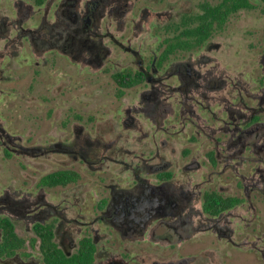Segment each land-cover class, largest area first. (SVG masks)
I'll return each mask as SVG.
<instances>
[{"label": "flooded vegetation", "instance_id": "af4514ba", "mask_svg": "<svg viewBox=\"0 0 264 264\" xmlns=\"http://www.w3.org/2000/svg\"><path fill=\"white\" fill-rule=\"evenodd\" d=\"M219 1L201 0L195 12L180 13L176 20L165 24L161 41L178 35L175 25L180 24L183 15L191 16L188 22L198 23L196 15L202 6ZM248 1L251 7L237 11L257 9L264 14V0ZM13 4L14 11L0 15V26L18 25L25 32L20 31L19 36L42 45L39 51L58 50L74 59L102 63L107 53L102 39L113 34L101 31L100 21L111 13L122 19L134 1L14 0ZM39 10L43 13L37 17ZM237 11L230 13L223 27L201 44L170 52L163 59L160 49L150 60L140 52H131L135 66L114 73L125 71L127 80H136L121 87L122 95L126 89L140 90L141 102L127 108L122 119L125 131H130L135 142L130 148L137 160H120L115 157L119 147H114V160L99 162L93 168L104 175L91 178L85 185L92 202L84 219L68 221L78 227V232L66 243L58 238L59 234H67L68 224H61L60 214H51L48 200L43 197L40 215L34 218L25 198L21 199L24 205L18 207L0 193V218L7 217L23 240L13 253H0V264H54L44 253L35 229L38 224L50 227L52 243L67 258L77 253L84 238L89 239L93 245L91 264H205L201 238L206 230L216 228L217 217L241 202L235 193L237 164L252 161V155H256L264 186V19L247 29L246 47L236 50L231 61L203 51ZM178 52L185 56L171 62ZM115 135L123 133L115 130ZM176 135L186 138L179 154L185 160L182 165L172 157V138ZM81 157L88 162L89 150H83ZM60 170L78 176L64 184L41 183L43 176ZM226 171L231 175L228 181L222 178ZM80 178L78 169L60 167L42 175L38 183L43 190L69 188L80 184ZM207 192L239 198L240 202L218 212L207 211ZM15 215L32 221L30 243L18 235ZM3 232L0 226V243Z\"/></svg>", "mask_w": 264, "mask_h": 264}, {"label": "rangeland", "instance_id": "374dc122", "mask_svg": "<svg viewBox=\"0 0 264 264\" xmlns=\"http://www.w3.org/2000/svg\"><path fill=\"white\" fill-rule=\"evenodd\" d=\"M13 1L0 0V15L14 11ZM132 1L123 20L111 13L112 20L107 14L100 21V30L113 34L102 39L107 51L102 63L74 59L58 50L39 51L42 45L19 36L25 32L18 25L0 26V193L18 207L24 205L21 199L25 198L33 208L34 218L40 215L43 197L48 200L51 214H60L61 224H68L67 234H59L58 238L64 243L78 232V227L68 221L84 219L91 205L85 185L91 178L104 175L93 168L99 162L114 160V147H119L115 157L120 160H137L130 148L135 142L130 131H125L122 119L127 108L141 102L140 90L126 89L118 97L112 74L135 66L132 51L150 60L155 51L158 53L165 24L182 12H195L201 0ZM143 6L146 8L141 10ZM42 13L39 10L35 15ZM263 19L264 14L257 9L237 11L203 51L231 61L236 50L246 47L247 29ZM183 56L178 52L170 61ZM115 130L123 136H116ZM172 140V157L182 165L185 160L179 154L186 138L176 135ZM86 149L88 162L81 157ZM252 158L236 167L235 193L241 202L217 217L216 228L206 230L201 238L205 264H264V186L261 165L255 162L256 155ZM60 167L78 169L80 184L40 188V177ZM230 177L229 171L222 175L224 181ZM13 221L18 235L30 243L32 221L20 215L13 216Z\"/></svg>", "mask_w": 264, "mask_h": 264}, {"label": "trees", "instance_id": "16d2710c", "mask_svg": "<svg viewBox=\"0 0 264 264\" xmlns=\"http://www.w3.org/2000/svg\"><path fill=\"white\" fill-rule=\"evenodd\" d=\"M249 7H251V4L248 0H220L215 5L204 4L202 6L200 12L196 15L198 23L192 24L188 22L187 19L191 18V16L183 15L180 24L175 25V29L179 31L178 35L171 40L164 37L159 43L160 59L167 57L168 53L178 49L191 48L201 44L212 32L223 27L230 13L237 11L239 8ZM124 72L113 74V78L120 86L116 89L118 96L123 93L122 86H130L136 81L127 80ZM75 116L77 118L81 117L78 114H75ZM77 176L78 174L75 172L60 170L43 176L41 183L47 185L64 184L67 181L74 180ZM239 202V198H223L216 193L210 194L207 192L204 199V208L207 211L218 212ZM0 226L4 231L0 243V253H13L22 246L23 240L14 232L13 224L7 217L0 218ZM35 229L41 237L45 255H48L54 264H91L93 245L89 239L84 238L80 242L77 253L67 258L52 243V232L48 225L42 226L38 224Z\"/></svg>", "mask_w": 264, "mask_h": 264}]
</instances>
